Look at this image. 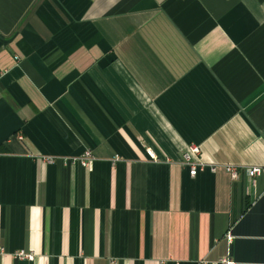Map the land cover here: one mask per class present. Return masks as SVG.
Instances as JSON below:
<instances>
[{
  "label": "crops",
  "instance_id": "0c3cea01",
  "mask_svg": "<svg viewBox=\"0 0 264 264\" xmlns=\"http://www.w3.org/2000/svg\"><path fill=\"white\" fill-rule=\"evenodd\" d=\"M222 259L264 264V0H0V264Z\"/></svg>",
  "mask_w": 264,
  "mask_h": 264
},
{
  "label": "built area",
  "instance_id": "2783aa9c",
  "mask_svg": "<svg viewBox=\"0 0 264 264\" xmlns=\"http://www.w3.org/2000/svg\"><path fill=\"white\" fill-rule=\"evenodd\" d=\"M198 153V148L195 146H189L187 150L182 152L181 155V164L183 166L187 167L188 175L193 177L196 174V171L198 170V167L200 168V162L196 163L191 159L192 154H197ZM86 154V153H85ZM227 170L229 171L230 177L235 178L236 173L235 170L232 167H228ZM260 173V169L258 167H251L249 169H246V174L249 177H252L254 175H258ZM18 257H23L26 259H32V254L31 253H17ZM222 264H233L231 261L222 259L221 260Z\"/></svg>",
  "mask_w": 264,
  "mask_h": 264
}]
</instances>
